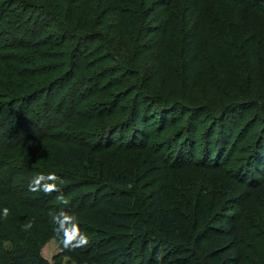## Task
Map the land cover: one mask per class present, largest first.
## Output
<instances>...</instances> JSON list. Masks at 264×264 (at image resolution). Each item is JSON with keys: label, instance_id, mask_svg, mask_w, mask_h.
Returning a JSON list of instances; mask_svg holds the SVG:
<instances>
[{"label": "trees", "instance_id": "16d2710c", "mask_svg": "<svg viewBox=\"0 0 264 264\" xmlns=\"http://www.w3.org/2000/svg\"><path fill=\"white\" fill-rule=\"evenodd\" d=\"M228 1L247 3L264 12V0ZM14 2L18 4L10 9ZM188 2L186 13H182L186 28L174 50L169 0H0L1 34L14 38L3 44L1 52L13 48L35 56L29 59L34 62L31 71L22 75V67L12 66L10 61L6 64L8 59L0 55V66L5 69L2 77L8 73L10 81L21 86V80L27 85L0 93L1 128L11 123L10 129L16 133L6 141L0 137V264H49L41 250L47 239L63 235L56 231L54 214H66L64 206L88 198H95L89 207L96 222L84 223L96 234L89 246L74 249L80 263L195 264L193 258H203V264H264V253L251 255L241 247L229 253L222 243L243 233V202L230 210L237 215L234 218L225 217V205L214 206L212 219L204 211L192 210L187 202L184 210H167L162 197L154 196L158 210L154 223L135 231L123 239L125 242L105 226L107 218L119 223L129 205L127 192L103 193L104 183L117 177L106 164L109 152L118 155L120 149L131 150L134 160L149 161L151 150L158 148L152 164L162 159L171 167L196 164L219 176L230 173L235 168L232 165L241 160L234 152L249 138L250 128L237 131L232 113L253 99L247 92L248 80L235 87L234 76L232 82L215 78L209 104L188 106L187 98L192 96L184 79L179 82L180 73L194 81L195 87L200 76H209L211 71L222 74L225 61L230 63L227 70L235 75L240 62L246 71L251 69L258 82V65L264 66V54L255 50L264 43V13H253V19L245 24L247 47L242 43L232 46L229 31L223 30V24L228 23L223 14L197 13L201 0ZM10 10L30 14V19L26 17V25L18 26L21 18L9 16ZM231 14L235 23L238 13ZM28 35L32 38L17 41ZM205 41L209 50L204 48ZM229 83H234L235 90L227 92ZM256 94L264 99V81ZM238 98L246 103L236 105ZM40 101L47 108L34 109L33 117L31 108ZM18 104L21 109L14 111ZM5 108L10 118L3 116ZM261 115L264 112L258 117ZM202 117L209 118V123ZM258 117L261 134L254 139L255 149L239 172L249 186L264 176V117ZM42 124L45 126L31 130V126ZM244 148L249 150L248 143ZM50 174L59 178L55 181L60 183L56 184L59 192L29 190V184L41 175L45 178L40 180L41 189L44 183L53 182L48 179ZM78 186L90 190L74 195L67 204L54 201L62 191ZM68 222L65 227L71 228ZM138 241L139 245L131 248ZM163 245L187 255L174 258L172 251L162 252ZM260 246L264 248V243Z\"/></svg>", "mask_w": 264, "mask_h": 264}, {"label": "rangeland", "instance_id": "374dc122", "mask_svg": "<svg viewBox=\"0 0 264 264\" xmlns=\"http://www.w3.org/2000/svg\"><path fill=\"white\" fill-rule=\"evenodd\" d=\"M169 1L171 2L170 17L173 15V23L171 27L172 41H170V43L175 50V48H177V44L175 42L178 41L179 36L185 31L186 28V19L183 17L182 13H186L189 0ZM17 4V2H14L10 9H13V6ZM235 5L236 4H234V2H229L228 0H201L200 8L197 13H222L223 17L228 22L227 25L223 24V30L227 29L229 31V37L231 38V42L229 44L236 46L242 43L244 46H246V40L244 37L245 24L253 19V13L264 12H257L251 7V5L247 3H239L234 8ZM16 11L13 13L14 11L10 10L8 15L12 17L18 16L19 19L21 18L20 22H17L16 25H26V17L27 19H30V14L25 15L24 13H16ZM231 13H238V18L235 19V23L231 18ZM220 31H222V29H220ZM1 33L2 32L0 31V52L2 51L1 48L4 43L14 40V38H11L9 34L2 35ZM208 36H211V34ZM30 38H32V36L28 35L26 37H22V40L17 39V41L24 42ZM204 44L205 50H209V42L205 41ZM259 44V48L257 47L255 51H257V53L264 54V43L260 42ZM39 49L41 51L46 50V48ZM25 53L26 52L22 50L11 48L5 49L4 52L0 53V55L4 54V56L8 59V62L5 61L6 64H8L10 61V65L22 67L19 69V73L23 75L31 71L30 67L33 66L34 62L30 61L29 59H34L33 57H35L31 54ZM210 57H212L214 60L216 59L212 52H210ZM225 58H228V56L225 55ZM173 59L176 58L173 57ZM223 66H225V69L223 70L222 74L218 72L217 75L216 73L214 75V72L211 71L212 74L209 75L210 77L207 75L200 76V82L198 81L195 87H192L194 81H192L190 78L187 80L185 75L183 76L182 71L180 73L179 82L181 83L184 79V83L188 84V94L192 96L191 98H187L190 101L187 104H191L188 106L200 107L203 105L207 106L209 104L207 101L212 96L211 93L214 90L215 78L218 79L219 77L220 80L229 79V82H232L231 79L234 76V79L236 78L235 87H237V85L244 86L248 80V85H250V88H248L247 92L253 96V99L250 101V104H247L241 108L238 107L232 113V118H236L237 121V131L242 128H250L248 134L249 138L247 137L244 141H242L236 148L237 151L234 152V156H238L241 159L240 162L236 161L232 165V167L235 166V168L230 173L226 172L223 176H219L212 171H206L199 168L196 164L171 167L167 164H164L163 161H165V159L159 160L152 164L151 159L153 156L158 154V148H153L151 150L149 161H145L143 158H140L137 161L134 160L130 157L131 150L120 149L118 150V155L114 154L113 152H109V157L106 160V164L116 171L117 177H110L106 183H104L103 193L120 195L124 192H127L129 199L127 213L121 219V221L119 223H113L110 221L111 219L107 218V222L105 224V226L107 225L108 227H111L110 231L114 232L116 239L124 241L123 239L131 236L133 233H135V231L142 227H149L154 223L158 214V210L154 207V196L162 197V205L167 210H184L185 203L187 202L192 206V210L204 211L207 216L211 217L212 219L215 217V212H213L214 206L219 205L220 207L221 205H225V217L234 218V216L236 217L237 215L230 213V210L235 207L236 203L243 202L245 204V208L241 209L242 219L240 222L243 228V233L239 235L237 239H233V237L229 236L222 243L228 247L229 253H235L236 249L239 247L246 249V251H248V253L251 255L255 253H264V248H261L262 246H260V244L263 245L264 243V176H262V178H260L255 184L249 186L244 182V177L240 176L239 174L240 170L244 167V165L247 164V157L255 149L253 143L254 139L259 137L261 134V123L257 120V117L264 112V99L261 98L259 94L255 95V93L257 92L261 82L264 81V66L258 65V69L261 73V78H258V82L254 81L252 78V75L250 74L252 72L251 69H247L246 71L243 67L244 65L240 62L237 64L238 68L234 73L235 75H232L233 72L227 70V68L230 67L229 61H225ZM4 70V66H0V93H10L12 91L20 90L22 86L25 88L27 87V85L23 84V81L21 80H19L21 86H18V82L10 81L8 78V73L2 77ZM207 71H209V69ZM241 76L245 77V80H243L244 78ZM229 84L230 86L228 91H226L230 92L231 88H234L233 90H235L234 83ZM247 92L245 96H247ZM178 93L181 95L183 94L182 92ZM43 100L47 102L46 99ZM234 102L237 105L246 103V100L244 98H238L235 99ZM220 103L222 104L223 100H221ZM46 105L47 104L41 101L34 103L31 108L32 116L34 117L35 115L34 109L36 111H45L47 108ZM221 106L223 107V104ZM20 107H22L21 104H18L16 108H14V111L15 109L20 110ZM22 110L23 112L25 111V109ZM183 111L185 112V117H188L189 112H186V109ZM56 112L57 110L52 113L54 114ZM8 113V109L5 108L3 110V116L4 114L9 116ZM229 116L231 118V113ZM54 117H56V114H54ZM259 117H264V115ZM202 120L204 122L207 121L206 123H209V118L206 119L202 117ZM16 121L17 119L12 122ZM10 124H7V126H4V128H1L0 124V137H4V141H6V139H8L11 135H16V133L13 132V129H10ZM44 126L45 124H42L38 127L31 126V130H38L40 127ZM12 128L16 129L14 126H12ZM173 132L174 131H172L171 134H173ZM247 143L249 146L248 151L244 148ZM55 183L57 184V182ZM57 185H60V183ZM89 190L90 189L88 186H78L70 192L64 190L61 193L66 200H72L70 198L74 195L79 194L81 191ZM94 192L95 190L93 189V193ZM57 200V197L54 198V201ZM93 202H95V198H88L85 202L80 201L76 205L70 204L69 206L63 207L64 211H67L66 214L72 218L68 222V225L71 227L72 225H75L82 233L87 235L89 242L86 246L91 244L90 241H93L96 234L89 230L90 226L88 224L84 223L89 220L91 222H96V219L92 214V209L89 207V205H91ZM174 240L179 241V238L175 237ZM139 243L140 242L138 241L131 248L137 247ZM168 250V246L163 245L162 252L165 253L168 252ZM169 251H172L171 256L174 258L178 256L184 257L187 255V252L182 254V252H179L178 250L170 249ZM41 252L49 264H97L91 261L80 263V257L77 251L74 249L65 248L63 244V235L60 234H56L55 236L47 239ZM201 259L198 260V258H193L191 261L195 262V264H203L204 260L203 258ZM134 264H137V261H135ZM247 264L249 263L247 262Z\"/></svg>", "mask_w": 264, "mask_h": 264}, {"label": "clouds", "instance_id": "9594fccd", "mask_svg": "<svg viewBox=\"0 0 264 264\" xmlns=\"http://www.w3.org/2000/svg\"><path fill=\"white\" fill-rule=\"evenodd\" d=\"M45 178L41 175L37 180H35L33 183L29 184V190L30 191H37V190H43L46 194H51L53 191L59 192V189L57 188V185L55 183L56 180L59 178L55 176V174H50L48 179L53 181V183H44L42 186V189L40 187V180H44ZM63 183V181H60ZM57 199L61 201L62 203L67 204L68 201L64 198L63 194L60 193L57 196ZM8 216V209H4V217L7 218ZM72 218L65 214L63 211H61L58 214H54L53 221L58 225V228L56 229L57 233L63 232V244L65 248L68 249H75L81 246H86L88 244V238L87 235L82 233L75 225H72L71 228H66L65 224L70 221ZM31 225H29L30 227Z\"/></svg>", "mask_w": 264, "mask_h": 264}]
</instances>
